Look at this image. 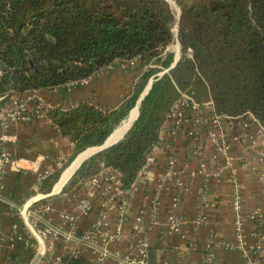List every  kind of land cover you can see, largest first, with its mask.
<instances>
[{"label": "trees", "instance_id": "trees-1", "mask_svg": "<svg viewBox=\"0 0 264 264\" xmlns=\"http://www.w3.org/2000/svg\"><path fill=\"white\" fill-rule=\"evenodd\" d=\"M175 1L181 10L176 36V19L166 0H0V106L13 93L50 89L89 77L116 59L139 58L131 90L116 108L86 100L68 109H46L73 150L42 189L49 191L80 152L105 141L150 77V91L131 127L115 144L83 161L66 187L108 167L119 172L122 190L131 189L180 91L203 94L220 113L250 111L264 126V0ZM174 40L178 61L154 76L159 70L151 65L170 67ZM255 223L263 233L264 219ZM62 260L90 264L75 255Z\"/></svg>", "mask_w": 264, "mask_h": 264}, {"label": "crops", "instance_id": "crops-1", "mask_svg": "<svg viewBox=\"0 0 264 264\" xmlns=\"http://www.w3.org/2000/svg\"><path fill=\"white\" fill-rule=\"evenodd\" d=\"M139 70L140 67L127 71L114 67L93 75L87 84L76 86L68 93H52L48 89L40 93L50 106L68 109L92 100L102 108L112 109L125 100ZM120 131L121 126H118L113 135ZM0 148L11 157L1 178L0 264H48L55 258L63 262L68 255L89 259L93 250L103 249L108 251V257L101 264H115V255L132 244L139 234H144L148 242L146 264H200L205 246L210 242L220 244L216 247L217 264H244L234 237L233 188L227 180L211 187L210 204L200 211L197 209V179L175 211L184 223L177 231L166 230L172 194L171 190L159 192L157 188L155 171L165 159V151L160 147L151 150L154 168L137 175L128 190L130 198L122 208L120 196L99 190L85 213L80 209V199L84 196L80 183L87 177L71 187L66 185L72 171L91 148L80 152L70 162L49 191L42 189L45 178L61 168L73 150L72 142L61 135L51 120L43 117L9 123L5 129L0 128ZM175 153L179 162L187 160L191 168L196 166L186 152L177 149ZM239 180L244 197L243 226L247 240L251 241L257 224L249 219V212L260 205L264 216V205L254 173L240 168ZM102 215L108 227L95 229L93 225ZM118 221L122 235L111 242L105 234L110 233ZM29 223L35 228L46 225L52 229V234L36 239ZM93 232L91 238L81 239ZM67 234H72L70 241L65 240ZM39 242L42 255L37 253ZM262 244L260 259L264 258Z\"/></svg>", "mask_w": 264, "mask_h": 264}, {"label": "built area", "instance_id": "built-area-1", "mask_svg": "<svg viewBox=\"0 0 264 264\" xmlns=\"http://www.w3.org/2000/svg\"><path fill=\"white\" fill-rule=\"evenodd\" d=\"M114 67H119L124 71L138 68L139 58L116 59L89 77L54 86L48 90L52 93H68L76 86L87 84L93 75L112 70ZM41 90L43 89L13 93L0 108V128L5 129L9 123L47 117L46 109L50 105L44 101ZM154 147H160L165 151V159L155 171L158 191L171 190L172 194L166 230L177 231L184 223L183 218L176 215L175 211L180 207L197 179H199L197 209L200 211L210 204L208 197L211 187L227 180L233 188L231 214L237 247L244 264H260L259 251L264 243V232L258 233L255 230L251 234L252 240H247L242 213L244 197L239 180V169H250L256 176L260 189V201L264 205V126L253 113L250 111L236 115L220 113L210 98L198 101L192 93L180 91L165 114L158 130V141L152 149ZM177 149L186 152L188 157L194 159L196 166L191 168L187 160L179 162L175 153ZM9 162H11L10 154L0 148V188L5 165ZM154 165L155 161L149 153L138 175L149 168H154ZM120 185L119 172L108 167L85 178L80 183L84 194L80 199L81 211L85 213L90 209L91 199L99 190H109L114 195L120 196V207L122 208L130 198V193L128 190H122ZM261 210L260 205L256 206L249 212V219L254 222L264 219ZM28 226L36 239L52 234V229L46 225L35 228L29 223ZM93 226L95 229L108 227V222L102 215L98 217ZM111 229L110 233L105 234V238L111 242L120 239L121 222H116ZM95 232L90 235L85 234L81 239H89ZM71 239L72 234H67L65 240L70 241ZM41 246L39 242L37 245L39 255L44 253L40 249ZM218 246L220 244L207 243L200 264H217L216 247ZM147 248L148 242L144 234H139L132 244L115 255V264H146ZM107 257L106 249L99 252L93 250L89 261L90 264H101ZM48 264L64 263L61 259L55 258Z\"/></svg>", "mask_w": 264, "mask_h": 264}, {"label": "water", "instance_id": "water-1", "mask_svg": "<svg viewBox=\"0 0 264 264\" xmlns=\"http://www.w3.org/2000/svg\"><path fill=\"white\" fill-rule=\"evenodd\" d=\"M166 1L168 2V0H166ZM168 4L170 5L169 2H168ZM179 17H180V10H179L178 15L176 16V18H177V23H176V25L174 26V35H175V36L177 35V24H178ZM177 49H178V50H177V51H178V54H177V56L174 58L173 63L171 64V66L169 67V69L173 68V67L175 66L176 62H177L178 59H179V44H178V42H177ZM0 67H1V68H4V65H3L1 62H0ZM169 69H168V70H169ZM162 74H163V73H162ZM151 85H152V79H150V80L148 81V83H147V85L145 86L144 90L142 91V93L140 94L139 98L137 99L135 105H136V104L138 105V113H137L136 118L132 121V123L137 119V117H138V115H139V104H140L141 100L144 98V96L150 91ZM135 105H134V106H135ZM131 109H132V108H131ZM131 109L129 110L128 115L130 114ZM128 115H127V116H128ZM122 121H123V120H122ZM132 123H131L130 126L125 130L124 134H125V133L127 132V130L131 127ZM114 131H115V129L109 134V136L105 139V141H104L101 145H99V146H94V147H89V148H91L90 153H89L87 156H85V157L80 161V163H79V164L76 166V168L72 171V173L70 174V176L75 172V170L78 169V167L81 165V163H82L83 161H85L87 158H89L90 156H92V155H94V154H96V153H98V152H100V151L106 149L107 147H109V146L115 144L118 140H120V139L123 137L124 134H123L121 137H119L118 139H116V140H114V141H110L109 139H110V137H111V135H112V133H113ZM89 148H86V149H89ZM70 176H69V178H70ZM69 178H68V179H69ZM68 179H67V180H68Z\"/></svg>", "mask_w": 264, "mask_h": 264}, {"label": "rangeland", "instance_id": "rangeland-1", "mask_svg": "<svg viewBox=\"0 0 264 264\" xmlns=\"http://www.w3.org/2000/svg\"><path fill=\"white\" fill-rule=\"evenodd\" d=\"M168 2L170 3V8H171V10H172V12H173V14H174V16H175V19H176V23H177V18H176V16L178 15V13H179V10H180V7H179V5L176 3V1L175 0H168ZM185 2H190V0H185ZM180 13H181V10H180ZM176 23H175V25H176ZM178 49H177V42H176V40H174V43H172L170 46H169V51H171L172 53H173V60H174V58L177 56V54H178V51H177ZM179 57H180V51H179ZM173 63V61L171 62V64ZM170 64V65H171ZM152 67H157V69L159 70L154 76H159L160 75V73L161 72H163L164 70H167V68H163V67H161V66H159V65H151ZM168 72V71H167ZM167 72H165V73H167ZM152 77H150L148 80H150ZM148 82V81H147ZM183 92H187L186 90L185 91H183ZM192 94H193V96H194V98L195 99H197L198 101H203V100H207V99H209V98H206L203 94H201V93H199V92H196V91H193L192 92ZM4 105H2V106H0V108L1 107H3ZM134 107H136V105L134 106ZM133 107V109H131V111H130V113L133 111V110H135L136 111V109ZM137 113H138V110H137ZM137 113H136V116H137ZM125 119H128V116L125 118ZM135 119V118H134ZM133 119V120H134ZM133 120H127L126 122H123V125L125 126V128L127 129L129 126H130V124H131V122L133 121ZM129 121V122H128ZM126 123H127V125H126ZM122 124V122L120 123V125ZM119 125V126H120ZM124 130V129H123ZM125 131V130H124ZM118 133H116V135H117ZM116 135H114L115 137H117ZM67 167V166H66ZM66 167H64L63 168V170L66 168ZM62 170V171H63ZM62 173V172H61Z\"/></svg>", "mask_w": 264, "mask_h": 264}, {"label": "bare ground", "instance_id": "bare-ground-1", "mask_svg": "<svg viewBox=\"0 0 264 264\" xmlns=\"http://www.w3.org/2000/svg\"><path fill=\"white\" fill-rule=\"evenodd\" d=\"M135 109H136V111L135 110H133L129 115H128V119L129 120H133L134 118H136V113H137V110H138V105L136 104V107H134ZM128 119H124L123 121H122V124L120 125L121 126V131L116 135L117 137H115L114 135H113V133H112V135H111V137H110V141H114V140H116V139H118L119 137H121L123 134H124V130H126V128H125V126L123 125V122H126ZM129 122V121H128ZM132 123V122H131ZM126 125H127V123H126ZM124 129V130H123ZM115 130H116V128H115Z\"/></svg>", "mask_w": 264, "mask_h": 264}]
</instances>
